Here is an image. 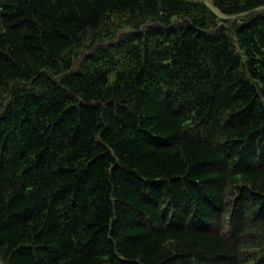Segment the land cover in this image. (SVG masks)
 I'll use <instances>...</instances> for the list:
<instances>
[{
    "label": "trees",
    "instance_id": "1",
    "mask_svg": "<svg viewBox=\"0 0 264 264\" xmlns=\"http://www.w3.org/2000/svg\"><path fill=\"white\" fill-rule=\"evenodd\" d=\"M0 264H264V0H0Z\"/></svg>",
    "mask_w": 264,
    "mask_h": 264
}]
</instances>
